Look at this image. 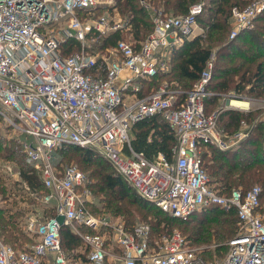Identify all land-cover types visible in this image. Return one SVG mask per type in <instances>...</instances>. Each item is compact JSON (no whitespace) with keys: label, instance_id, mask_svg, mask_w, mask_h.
<instances>
[{"label":"built area","instance_id":"obj_1","mask_svg":"<svg viewBox=\"0 0 264 264\" xmlns=\"http://www.w3.org/2000/svg\"><path fill=\"white\" fill-rule=\"evenodd\" d=\"M141 2L151 13L153 30L143 40L122 37L102 46L101 38L113 32L133 34L131 18L111 10L114 0H0V122L22 136L43 182V189L25 186L55 209L52 216L27 220L31 245L16 249L0 237V264H73L62 246L59 214L82 238L87 264H106L109 257L116 264H264L262 186L222 193L203 166L206 143L228 149L248 135L245 122L233 133L218 125L224 108L206 111L205 98L218 94L208 88L216 53L190 89L164 81L140 96V79L169 71L174 49L205 35L198 18L206 0L178 15ZM99 7L105 13L98 14ZM263 10L264 0L234 6L229 38L253 27ZM70 39L79 48L66 53ZM236 96L241 97L230 98L226 108L264 109V98ZM155 114H163L177 142L168 155L158 151L148 157L133 147L132 131L135 122ZM65 145L96 149L142 196L174 217L211 204L236 209L238 230L225 256L208 260L177 228L152 240L148 223L129 229L115 217L94 216L80 193H90L88 174L75 164L54 163V150ZM6 168L20 176L14 164ZM110 240L120 253L108 248Z\"/></svg>","mask_w":264,"mask_h":264},{"label":"trees","instance_id":"obj_2","mask_svg":"<svg viewBox=\"0 0 264 264\" xmlns=\"http://www.w3.org/2000/svg\"><path fill=\"white\" fill-rule=\"evenodd\" d=\"M147 1L164 8L168 14L178 15L186 13L191 4L200 0ZM252 1L206 0L204 12L198 18L199 23L206 29L205 35L195 36L178 45L174 49L169 71L159 73L151 79H140L143 86L140 96L156 89L164 81L174 87L190 89L200 78L211 52L214 51L216 59L208 88L218 94L205 98L207 112L218 106L221 93L234 91L242 95L264 98V10L256 18L253 27L241 30L233 39L229 38L232 29V8L236 5L245 7ZM115 5L123 15L131 18L135 39L143 40L153 30V18L141 0H115ZM97 13H104V10L99 7ZM122 37L123 32H113L107 38H101L102 46L115 43ZM67 44L69 45L66 53L79 48V43L75 39H70ZM263 114L264 109L261 108L250 111L225 108L220 112L218 124L227 132L239 130L242 122L246 123L248 130L247 137L238 146L221 149L212 143L204 145L203 166L222 193H229L236 187L247 190L259 184L263 188L261 201L264 202ZM131 141L136 150L152 157L158 151L168 155L177 138L163 114H155L134 123ZM70 151L78 154L79 163L90 172L94 181L97 201L93 204V211L104 210L122 215L129 229H132L140 219L150 225L152 240L164 232L172 231V227L178 225L193 247L216 245L219 250L229 248L227 242L238 230L239 216L236 209L225 210L211 204L187 217H174L142 196L96 149L65 145L54 150V163L58 165L61 156ZM0 158L20 165L21 181L26 182L31 190L43 189V182L35 163L29 158L21 142L0 134ZM7 192L8 187L0 174V194L5 199L10 196ZM48 209V216L55 214L54 207ZM18 214L23 213L20 210L13 211V207L0 205V236L8 243L23 244L24 247L25 241L34 240L18 226ZM61 242L69 255L73 249L84 245L82 238L67 225L61 226ZM106 264L111 263L107 261Z\"/></svg>","mask_w":264,"mask_h":264},{"label":"rangeland","instance_id":"obj_3","mask_svg":"<svg viewBox=\"0 0 264 264\" xmlns=\"http://www.w3.org/2000/svg\"><path fill=\"white\" fill-rule=\"evenodd\" d=\"M130 37H132V39H130ZM123 38L126 40L134 41L135 35L130 34V33H124ZM231 93L232 92L221 93L219 104L217 107H214L213 110L219 109V108L225 109L226 106L229 105L230 98L237 99L238 97H241V96L237 97L236 95H242V94L235 93L232 96ZM243 96H247V95H243ZM261 98H263V97H261ZM263 117H264V114H263ZM0 134H3L4 136L13 137L16 140H18L19 142H21L20 139L22 138V136L15 135V133L13 132L12 129L5 127V125L1 124V122H0ZM21 144H22V142H21ZM22 146H23V144H22ZM71 156H74V157L71 158ZM78 157H79L78 154H76L73 151H70V152L64 154L63 156H61V162L58 163V166L63 167L65 164H75V165L79 166L83 171H85L88 174V176H89L88 178L90 180V182L88 184L89 188H90V193L86 194V193H84L83 189L80 190V193L84 194V196L87 199L86 205H87L88 209L91 211V213H93L94 216H96L98 218H104L107 216V217H115L118 220L120 219L121 222L124 223V225L127 228H129L126 225L125 219L122 215H117V214L115 215V214L106 212L104 210H101L100 212L93 211V204L95 201H97L96 195L94 193V187H95L94 181L90 175V172L87 171L85 168H83V166L79 163ZM9 163L14 164L17 167V170L20 171V165H18L16 162H13V161L8 160V159L0 158V174L3 177L5 185L8 187L7 194L10 195L8 198L5 199L3 197V195L0 194V205L2 204V205H6L7 207H13V211L20 210L23 213V214L17 215L18 226L24 231V233L26 235L29 236V238H33V240H34V236H32L27 231V227H26L27 220L30 217H35V218L41 220L42 218L48 216V211H49L48 208L51 206H48L47 204H44L43 202H41V200L35 198V196H33L32 193H30L29 189H27V187L25 186V183L23 181H21L20 176L13 177L12 175H10L7 172L6 165ZM11 191H12V193H10ZM139 223H143V221H140V219H139L137 224H139ZM172 228L173 229L177 228V229L181 230L178 225H174ZM109 233H110V237H111L113 235L114 231L110 229ZM167 233H169V232H164L163 234H167ZM0 237L2 238V240L4 241L5 244L11 245L16 249H23L24 247L31 245L34 242V241H25L24 242L25 246L23 247L22 246L23 244H18V243H17L18 245L17 244H11V243L6 242L5 238H3L2 236H0ZM113 237L114 236H112L111 238H113ZM110 241L111 242H110V244H108V246H109L108 248H110L112 251H114L116 253H120L121 249L119 248V246H117L115 244V242H113V240H110ZM194 247H196L208 260H215V259L222 258L223 256H225L226 252L228 251V249L227 250H219L216 248V245H213L211 247H209L207 245H199V246H194ZM78 248H84V245L81 244L80 246H78Z\"/></svg>","mask_w":264,"mask_h":264},{"label":"crops","instance_id":"obj_4","mask_svg":"<svg viewBox=\"0 0 264 264\" xmlns=\"http://www.w3.org/2000/svg\"><path fill=\"white\" fill-rule=\"evenodd\" d=\"M111 10L115 11L116 9L120 12L119 8L115 5V0H114V3L113 5L110 7ZM162 8V7H161ZM104 10V13H105V9L102 8ZM163 11H164V8H163ZM166 12V11H165ZM121 13V12H120ZM150 13V12H149ZM151 14V13H150ZM152 17V16H151ZM133 30V28H132ZM200 30V29H199ZM128 33V32H127ZM72 254L69 255L71 256L72 260H73V264H87V255H86V252L84 251V248H75L72 250ZM69 254V253H68ZM110 257L108 258V261L111 263V264H116L115 262H113Z\"/></svg>","mask_w":264,"mask_h":264},{"label":"water","instance_id":"obj_5","mask_svg":"<svg viewBox=\"0 0 264 264\" xmlns=\"http://www.w3.org/2000/svg\"><path fill=\"white\" fill-rule=\"evenodd\" d=\"M64 219H65V216L63 214H59L57 216V220L60 223V225H64Z\"/></svg>","mask_w":264,"mask_h":264}]
</instances>
